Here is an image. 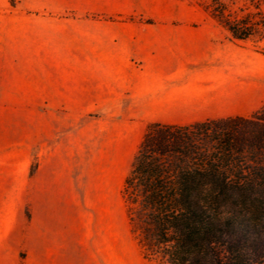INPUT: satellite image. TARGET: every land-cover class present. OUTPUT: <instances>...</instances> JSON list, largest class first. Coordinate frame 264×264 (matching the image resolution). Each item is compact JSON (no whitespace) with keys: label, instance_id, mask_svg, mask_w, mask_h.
I'll list each match as a JSON object with an SVG mask.
<instances>
[{"label":"crops","instance_id":"1","mask_svg":"<svg viewBox=\"0 0 264 264\" xmlns=\"http://www.w3.org/2000/svg\"><path fill=\"white\" fill-rule=\"evenodd\" d=\"M165 4L23 0L38 15L18 18L11 32L8 18L0 17V264H69L74 250L79 256L82 249L93 257L102 250L104 263L115 264L113 185L101 192L59 190L57 171L41 151L26 187V103L127 102L149 122L176 125L249 116L264 105V55L245 40H232L207 13L200 32H186L187 24L168 16ZM261 9L264 14V3ZM118 14L153 21L124 22ZM57 71L77 75L66 85L26 86V74ZM63 117V124L44 117L39 132L52 139L62 131L54 147L62 157L70 142L65 121L74 116Z\"/></svg>","mask_w":264,"mask_h":264},{"label":"trees","instance_id":"2","mask_svg":"<svg viewBox=\"0 0 264 264\" xmlns=\"http://www.w3.org/2000/svg\"><path fill=\"white\" fill-rule=\"evenodd\" d=\"M263 3L199 1L234 41L264 39ZM122 197L155 264H264V105L249 116L148 123Z\"/></svg>","mask_w":264,"mask_h":264},{"label":"rangeland","instance_id":"3","mask_svg":"<svg viewBox=\"0 0 264 264\" xmlns=\"http://www.w3.org/2000/svg\"><path fill=\"white\" fill-rule=\"evenodd\" d=\"M33 1V0H26ZM202 0H166L164 10L168 16H178L189 28L185 31H199L203 17L208 16L199 5ZM38 12L24 8L23 0H0V17H7L14 30L18 18L34 17ZM116 20L124 22L152 23L150 17L134 14H118ZM22 22V21H19ZM198 29V30H197ZM16 35V33H14ZM249 48L264 55V39L257 35L245 40ZM29 66L26 65V69ZM70 74L62 71L26 74V86L69 84ZM136 106L127 102L114 105H49L26 103L24 116L26 126L25 174L26 187L31 185L32 174L36 171L40 156L50 163V168L57 171L58 189L64 191L101 192L107 191L108 185L116 188V255L115 264H155L143 257L127 219V209L122 197V188L126 174L130 169L137 146L145 132L149 116H137ZM56 116L54 123L63 124V116H74L67 119L66 128L70 133L69 151L62 157L54 152L60 139L57 136L49 139L39 135L43 131L44 117ZM76 116H78L76 118ZM40 126V127H39ZM62 129L65 127L62 125ZM44 152L41 155L40 152ZM67 160V169H62V161ZM49 168V167H48ZM64 171L70 175H64ZM70 184V186H69ZM129 228V229H128ZM130 231V232H129ZM93 257L90 250L82 249L79 256L73 252L69 264H106V257Z\"/></svg>","mask_w":264,"mask_h":264}]
</instances>
